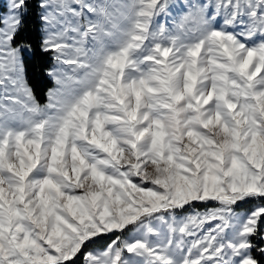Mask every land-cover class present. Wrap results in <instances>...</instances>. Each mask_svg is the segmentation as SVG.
Instances as JSON below:
<instances>
[{"label":"snow or ice","instance_id":"obj_1","mask_svg":"<svg viewBox=\"0 0 264 264\" xmlns=\"http://www.w3.org/2000/svg\"><path fill=\"white\" fill-rule=\"evenodd\" d=\"M0 264H264V0H0Z\"/></svg>","mask_w":264,"mask_h":264},{"label":"trees","instance_id":"obj_2","mask_svg":"<svg viewBox=\"0 0 264 264\" xmlns=\"http://www.w3.org/2000/svg\"><path fill=\"white\" fill-rule=\"evenodd\" d=\"M32 24H33V27L31 28L27 36L29 39L35 41L38 38V31H37L38 25H36L35 23V17H33L32 19ZM28 67H29L30 83H32L33 87L35 88L38 98L43 100L44 92L46 91L47 87L51 86L50 81L47 80V78L43 76H40V77L36 76V74L33 71V61L32 60H28Z\"/></svg>","mask_w":264,"mask_h":264}]
</instances>
